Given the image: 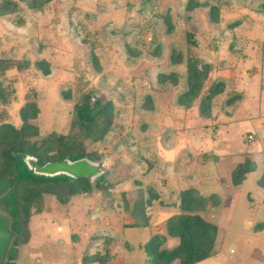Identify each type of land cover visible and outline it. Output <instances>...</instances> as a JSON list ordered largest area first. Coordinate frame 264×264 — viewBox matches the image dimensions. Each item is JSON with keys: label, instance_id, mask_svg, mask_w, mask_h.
Returning a JSON list of instances; mask_svg holds the SVG:
<instances>
[{"label": "rangeland", "instance_id": "rangeland-1", "mask_svg": "<svg viewBox=\"0 0 264 264\" xmlns=\"http://www.w3.org/2000/svg\"><path fill=\"white\" fill-rule=\"evenodd\" d=\"M14 1L20 12L0 17V125L20 128V110L37 103L31 122L40 134H67L86 95L90 102L112 100L117 111L109 148L102 149L107 154L95 165L115 184L116 206L106 209L99 193L69 205L47 196L16 264H83L86 249L105 253L104 240L93 238L104 232L118 238V256L108 264H145L141 246L156 234L173 239L167 225L182 212L181 194L190 187L218 195L198 209L218 234L212 256L196 264H264V0H35L32 9L31 0ZM128 46L138 52L130 54ZM174 50L182 53L180 63L172 60ZM190 58L212 67L186 108L178 97L187 89ZM40 60L49 62L50 74ZM159 73L169 80L161 83ZM220 82L223 92L201 109ZM246 159L254 170L235 185L232 173ZM124 199L128 208L118 206ZM139 199L146 227L135 226Z\"/></svg>", "mask_w": 264, "mask_h": 264}, {"label": "trees", "instance_id": "trees-1", "mask_svg": "<svg viewBox=\"0 0 264 264\" xmlns=\"http://www.w3.org/2000/svg\"><path fill=\"white\" fill-rule=\"evenodd\" d=\"M35 7V0H31L29 8ZM19 9V3L14 0H0L1 18L19 13ZM212 11L213 15L217 16V5H212ZM166 22L167 32L170 33L173 28L170 16L167 17ZM128 50L130 54L138 52L131 46H128ZM159 51L157 49L154 54H159ZM181 56L182 53L174 50L172 53L173 62L180 63ZM91 60L95 70H100V62L95 51L91 53ZM37 64L43 68L46 75L50 74L48 61L40 60ZM199 64L193 58H190L187 64V89L178 97V103L186 108L191 107L199 97L203 79L212 67L211 64L202 63L201 66ZM167 76L165 73H159V81L167 82L169 80ZM170 79L177 83V74L171 73ZM224 88V82L212 86L209 93L202 98L200 108L210 109L211 99L222 93ZM64 94L67 97L71 96V92L64 91ZM2 96L6 99L4 94ZM151 98L147 93V103L151 102ZM39 111L37 103H27L20 110L23 121L20 128L10 122L0 125V181L8 178L13 180V186L0 197V205L6 209L7 213H10V223L13 225V229H11L15 235L17 234L10 244L4 264H16L19 247L30 241L29 223L32 216L35 213L43 212L42 206L47 196H53L59 203L69 205L76 197L99 193L98 197L100 198L98 199L106 204V209L113 210L116 206L115 193L112 191L115 184L109 181L108 175L103 170L92 179L77 177L69 172L40 173L35 168V165L44 167L49 164L76 162L83 159L101 165L107 154L102 149L109 148L108 137L115 126L117 111L113 101L109 100L104 103L97 97L93 102H90L88 95L82 97L74 107L72 131L67 134L55 131L45 135L40 134L38 125L31 122L37 118ZM35 137L37 139L33 140ZM93 144L95 147L91 148L90 145ZM98 144H102L103 147H99ZM31 161L35 165L31 164ZM254 167L255 163L250 159L239 164L232 173L233 184L240 185L246 175L254 170ZM212 199H216V196L200 195L194 187L184 190L180 203L182 212L173 216L167 225L168 236L176 238L178 243L170 248H162L167 241V236L156 234L141 246L147 256L145 264H172L176 260H179L180 264H196L209 259L214 252L218 227L206 220L198 209L204 208V205H207V202ZM124 201L123 205L118 204V206L128 208L127 200L124 199ZM145 207L143 199H139L135 203L132 209V211H136L135 226L147 224L143 219L147 220ZM95 237L104 240L105 253L98 251L91 254L87 252L88 249H84L83 264L94 261H98L99 264H108L109 256L113 258L118 256V253L113 252L116 250L117 235L112 236V234L104 232L93 238L95 239ZM92 244L87 243L85 246L90 247ZM127 245H129L128 241L125 246Z\"/></svg>", "mask_w": 264, "mask_h": 264}, {"label": "water", "instance_id": "water-1", "mask_svg": "<svg viewBox=\"0 0 264 264\" xmlns=\"http://www.w3.org/2000/svg\"><path fill=\"white\" fill-rule=\"evenodd\" d=\"M35 165L33 161L31 164ZM96 164L83 159L76 162H62L49 164L44 167H36L37 172L55 174L59 172H69L77 177L94 178L100 169L95 167ZM13 186L12 178L0 181V197L9 191ZM10 218L8 215L0 212V264H4L10 244L15 236V232L10 227Z\"/></svg>", "mask_w": 264, "mask_h": 264}, {"label": "crops", "instance_id": "crops-1", "mask_svg": "<svg viewBox=\"0 0 264 264\" xmlns=\"http://www.w3.org/2000/svg\"><path fill=\"white\" fill-rule=\"evenodd\" d=\"M241 185V184H240ZM212 195H215V196H218L217 194H215V193H208V194H206V195H204V196H212ZM237 200V199H236ZM208 202H211V200H209ZM209 209H210V207H209ZM204 214V213H203ZM202 214V215H203ZM147 226V224L146 225H144V226H136V227H146ZM163 234V233H162ZM177 239L176 238H173V239H171V238H168V240H167V243L168 242H171V241H176ZM140 243H142L141 241H140ZM178 243V241L175 243V244H177ZM171 247V245L169 246V247H167V248H170Z\"/></svg>", "mask_w": 264, "mask_h": 264}, {"label": "flooded vegetation", "instance_id": "flooded-vegetation-1", "mask_svg": "<svg viewBox=\"0 0 264 264\" xmlns=\"http://www.w3.org/2000/svg\"><path fill=\"white\" fill-rule=\"evenodd\" d=\"M10 227L12 228V224H10Z\"/></svg>", "mask_w": 264, "mask_h": 264}]
</instances>
